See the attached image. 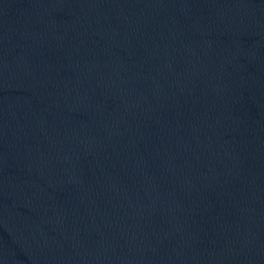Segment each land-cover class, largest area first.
Segmentation results:
<instances>
[{
  "label": "water",
  "instance_id": "1",
  "mask_svg": "<svg viewBox=\"0 0 264 264\" xmlns=\"http://www.w3.org/2000/svg\"><path fill=\"white\" fill-rule=\"evenodd\" d=\"M264 190V0H73Z\"/></svg>",
  "mask_w": 264,
  "mask_h": 264
}]
</instances>
